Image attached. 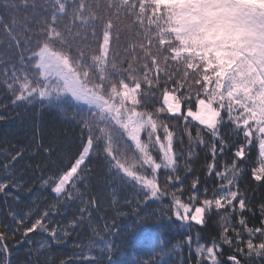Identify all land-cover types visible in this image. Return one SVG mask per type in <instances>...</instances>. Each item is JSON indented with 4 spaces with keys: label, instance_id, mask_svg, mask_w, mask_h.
<instances>
[{
    "label": "snow or ice",
    "instance_id": "obj_1",
    "mask_svg": "<svg viewBox=\"0 0 264 264\" xmlns=\"http://www.w3.org/2000/svg\"><path fill=\"white\" fill-rule=\"evenodd\" d=\"M122 15L135 19L124 24ZM125 33L138 37L133 48L142 57L121 55ZM0 96V108L55 110L80 130L76 153L62 169L57 166L54 177L45 179L40 163L33 169L57 203L35 214V205L27 212L9 205L4 213L0 264H10L8 233L15 237L23 228L25 238L47 234L48 242H27L37 243L29 264H48L49 245L85 224L92 237L81 242L78 255L84 249L99 255L80 264H167L164 257L176 250L167 244L155 261L140 260L135 252L116 256L110 238L118 233L93 226V160L133 190L125 200L129 206L147 208L170 197L169 219L185 229L223 213L219 239L202 244L197 238L194 250L192 236L183 242L196 264H224L223 244L233 249L227 264L264 258V202L258 206L260 226L249 227L246 215L256 217L248 206L254 197L240 190L252 147L259 151L250 175L264 187V0H0ZM185 135L187 152L175 151L174 143L182 147ZM241 135L238 146L229 142ZM46 143L34 134L33 158L51 157L64 147L55 135ZM202 144L211 154L207 179L195 177L185 189L188 176H195L188 161L199 159ZM27 155L22 147L0 150V193L22 187L17 164ZM218 155L231 159L219 163ZM73 204L77 214L69 224L55 226L53 213ZM237 213L239 228L232 227Z\"/></svg>",
    "mask_w": 264,
    "mask_h": 264
},
{
    "label": "trees",
    "instance_id": "obj_2",
    "mask_svg": "<svg viewBox=\"0 0 264 264\" xmlns=\"http://www.w3.org/2000/svg\"><path fill=\"white\" fill-rule=\"evenodd\" d=\"M121 19L124 24H131L135 18L122 15ZM135 31H139V26L135 27ZM138 43L139 39L137 36L125 33L121 39V55H126L129 60H131L132 56L142 57L143 53L138 48H133V45ZM133 64L136 66L135 62ZM175 67V65L170 66V68ZM2 99L3 97L0 96V100ZM162 104L161 96L156 106L159 107ZM0 117H3L0 119V150L6 147H22L28 152L25 159L17 164V168L21 169L18 176L23 178L20 181L22 187L11 188V195L0 193V223H4V213L9 208V205L15 210H23L25 212H27L29 207L35 205V208H33V214H35L36 208L43 210L50 203H57L54 200L55 194L42 186L40 182L41 172L33 169L36 164L40 163L44 178L50 179L54 177L58 171L57 166L62 169L76 153L80 143L78 139L80 130L75 124L65 120L57 111L42 110L39 106L27 109L23 107L15 109L12 107L7 109L0 108ZM174 131L177 130L174 129ZM34 134L45 140V147L48 146L46 141L52 138L53 135L57 137L59 143L63 144L64 147L60 149L59 154H54L51 157L44 156L41 153L33 158L31 146L33 145ZM177 134L179 135L178 132ZM204 139L208 140V137L205 136ZM229 142L238 146L244 142L243 136L241 135L238 140L234 136H230ZM173 147L177 152H187V136H184V145L182 147L176 143H174ZM235 150V148L232 149L233 152ZM258 151V147H252L246 153L245 159L250 162L244 165L245 174L242 177L240 186L241 192H247L249 197H254L249 200L248 206L256 212V217L252 219L246 215V218L251 220L249 227L260 226L261 217L258 206L264 202V187L259 182H255L250 175L251 169L257 166ZM64 153H67V155L65 156ZM196 153L199 155V159L194 162L191 159L188 161L194 169L195 176L191 174L188 176L185 189L195 177H199L201 180L207 179L205 164L206 162H211L209 149L202 144L196 149ZM205 153H208L207 157ZM49 159L54 161V164H49ZM227 159H231V156L223 158H220L219 155L217 156L219 163H223ZM89 167L92 169L89 179V191L93 193L96 204L91 213L93 226L103 232L105 225H107L112 233H118V235H113L110 238L114 247L118 249L115 253L116 256H119L121 252L126 254L135 252L140 260L147 261L151 259L155 261L159 258L156 253L159 252L162 243H164L169 248L176 249L170 255L164 257L167 260V264H196L197 258L194 255V251L190 253L187 244L183 243L187 237H193V250L195 249L197 238L202 244H207L213 238L219 239L220 226L218 225V218L223 213L213 215L211 219L206 217L205 225L193 223L191 229H185L178 222L173 223L169 219L172 216V213L168 211L170 197H165L163 202L151 203L147 208L143 205L137 208L135 203L129 206L125 203V200H131L135 195L131 188L120 184L117 178L110 177L101 161L93 160L90 162ZM2 175L3 173L0 172V176ZM180 175L183 177L184 173L181 171ZM208 183L212 184L214 181L208 180ZM13 197H18L19 199L14 200ZM182 199L187 202V196L182 197ZM64 203L67 202L65 201ZM76 214L77 205L61 206L59 213L54 212L50 219L54 220L55 226H67ZM173 219L175 218L173 217ZM239 219L240 214L237 213L233 218L232 227H240L238 224ZM7 223H10V221H7ZM52 226L54 225H49V227ZM0 231H6V229L0 227ZM21 232H23V228L16 232L15 237L11 233H8L6 237L5 242L8 244L10 252V264H29V259L33 256V250L36 249L37 243L30 245L27 242L28 240L48 242V235H41L39 231L35 234H28L27 238L22 236ZM91 237V228L85 224L58 243H51L47 250L50 253L47 257L48 264H62V262L80 264L81 260L94 259L99 254L96 252L95 256L91 258L88 256L87 249H84L83 256L78 255L83 247L81 242L87 243ZM221 248L223 255L220 259L224 264H227V257L233 254V249L227 244L221 245ZM125 258L131 260L129 256ZM0 259H4L2 248H0ZM242 264H264V258H244Z\"/></svg>",
    "mask_w": 264,
    "mask_h": 264
},
{
    "label": "rangeland",
    "instance_id": "obj_3",
    "mask_svg": "<svg viewBox=\"0 0 264 264\" xmlns=\"http://www.w3.org/2000/svg\"><path fill=\"white\" fill-rule=\"evenodd\" d=\"M183 110H184V109H183V105H182V111H183ZM87 251H88V250H87ZM95 254H96V252H91V253L88 252V256L91 257V258L94 257Z\"/></svg>",
    "mask_w": 264,
    "mask_h": 264
}]
</instances>
